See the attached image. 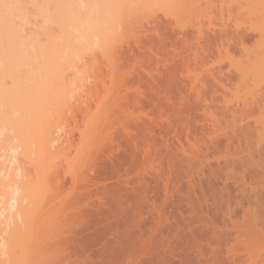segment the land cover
Here are the masks:
<instances>
[{
  "label": "rangeland",
  "instance_id": "rangeland-1",
  "mask_svg": "<svg viewBox=\"0 0 264 264\" xmlns=\"http://www.w3.org/2000/svg\"><path fill=\"white\" fill-rule=\"evenodd\" d=\"M183 1L63 65L44 108L66 141L49 161L16 154L37 191L34 264H264V0H224L244 6L231 19L207 8L223 0H198L205 15Z\"/></svg>",
  "mask_w": 264,
  "mask_h": 264
},
{
  "label": "bare ground",
  "instance_id": "bare-ground-1",
  "mask_svg": "<svg viewBox=\"0 0 264 264\" xmlns=\"http://www.w3.org/2000/svg\"><path fill=\"white\" fill-rule=\"evenodd\" d=\"M157 1L0 0V136L11 131V136L4 138L6 142L9 141V145L0 143V264H34L33 253L27 246L32 236L27 239L28 233L25 234V231L32 230L30 227L35 224H32V208L36 195L33 194L34 185L28 184L29 179L26 181L27 173L16 165V154L25 162L49 161L64 142L66 136L60 139L64 134L57 133L45 120L49 118H46L45 108L49 111V106L53 108L49 104L57 102L52 98L55 89L59 90L56 80L65 75L64 64L70 65L76 54L85 55L92 50L95 53L99 51L103 57L110 56L120 37L119 33L122 34V29L125 30L133 18L139 17L143 9L153 7L149 6L153 2L154 6L163 3L167 6L169 3ZM212 5H207V8L211 12L217 11L220 17L226 15L227 19L239 16L244 11V6L238 2L227 3L223 0L219 6ZM175 9L177 13L186 12L189 15H205L209 12L198 0L183 1ZM31 20L37 22L33 32L28 26ZM53 26L58 29V36L52 32ZM242 38L238 37L239 40ZM54 84L56 88L53 91ZM62 90L63 87H60L59 91ZM94 126L95 123H88L79 132L82 139L81 153L92 142L96 131ZM257 126L253 127V131L258 132ZM13 177L20 179L14 181ZM7 225L11 231L8 232L11 233L10 240L5 238L6 234L3 236Z\"/></svg>",
  "mask_w": 264,
  "mask_h": 264
}]
</instances>
